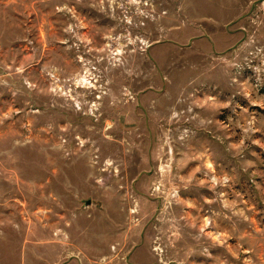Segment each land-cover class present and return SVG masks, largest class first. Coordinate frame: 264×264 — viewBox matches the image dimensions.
<instances>
[{
    "label": "rangeland",
    "instance_id": "rangeland-1",
    "mask_svg": "<svg viewBox=\"0 0 264 264\" xmlns=\"http://www.w3.org/2000/svg\"><path fill=\"white\" fill-rule=\"evenodd\" d=\"M0 264H264V0H0Z\"/></svg>",
    "mask_w": 264,
    "mask_h": 264
}]
</instances>
